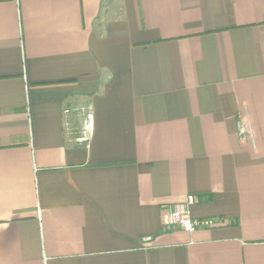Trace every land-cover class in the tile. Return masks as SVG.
Returning <instances> with one entry per match:
<instances>
[{"label": "crops", "instance_id": "crops-1", "mask_svg": "<svg viewBox=\"0 0 264 264\" xmlns=\"http://www.w3.org/2000/svg\"><path fill=\"white\" fill-rule=\"evenodd\" d=\"M0 264H264V0H0Z\"/></svg>", "mask_w": 264, "mask_h": 264}, {"label": "built area", "instance_id": "built-area-1", "mask_svg": "<svg viewBox=\"0 0 264 264\" xmlns=\"http://www.w3.org/2000/svg\"><path fill=\"white\" fill-rule=\"evenodd\" d=\"M239 132L243 134L244 130L241 128ZM194 202V196L188 195L182 204L163 206L161 209L162 226L165 228L178 227L186 233H191L200 226H210L212 222L209 220L199 222L192 219L189 208Z\"/></svg>", "mask_w": 264, "mask_h": 264}, {"label": "rangeland", "instance_id": "rangeland-1", "mask_svg": "<svg viewBox=\"0 0 264 264\" xmlns=\"http://www.w3.org/2000/svg\"><path fill=\"white\" fill-rule=\"evenodd\" d=\"M85 111L83 109L79 110V114L72 115L70 122L76 120V125L73 127L72 123H68V133L70 136H77L82 133V125H83V114Z\"/></svg>", "mask_w": 264, "mask_h": 264}]
</instances>
